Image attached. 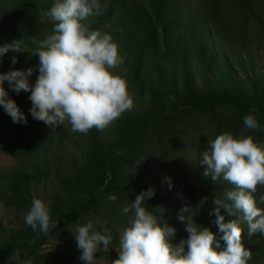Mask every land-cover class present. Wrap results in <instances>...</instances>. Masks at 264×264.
<instances>
[{
  "label": "trees",
  "instance_id": "obj_1",
  "mask_svg": "<svg viewBox=\"0 0 264 264\" xmlns=\"http://www.w3.org/2000/svg\"><path fill=\"white\" fill-rule=\"evenodd\" d=\"M108 1L110 8L117 4V0ZM149 1L150 9L138 3L132 7L137 25V33L134 34L136 41L124 44L128 56L123 58L120 73L126 80L131 97H146L148 105L145 108L133 107L115 120L111 128L114 139L109 143L100 138L96 128L83 134L86 163L61 179L69 196L60 195L48 203L51 220L57 224L55 229H50L45 235L39 230L33 231L30 226L6 229L0 221V264H8L16 252L21 257L32 258L33 264H72L75 254L67 252L59 243L70 236L72 227L83 217L102 206L103 218L97 230H110L113 237L111 244L119 245L120 231L128 226L130 215L123 214L122 207L148 188H154L155 195L143 206L157 215L164 212L162 219L177 229L174 242L179 243L188 235L182 231L183 223L177 220V213L182 208L177 191L182 190L192 198L205 192L220 198L234 186L222 178L213 182L210 177L193 183L184 165H180V172L172 178L174 187L171 190L166 180L155 178L146 182L133 178L131 171L145 161L175 165L185 158L194 144L205 143L208 146L210 139L222 133H231L236 137L252 136L256 143L264 144V85L259 86L248 75L249 88L243 85L233 87L223 82L216 88H196L186 51L181 45L178 50L175 44V41L182 39L176 38L182 35V2L190 0ZM200 1L214 28L228 24L229 8L237 17L250 15L264 24V16L255 9L257 0ZM260 1L264 6V0ZM38 9L39 0H18L16 3V14L23 30L30 39L37 41L43 38L31 14ZM235 23L229 25L235 26ZM161 37L165 51L157 63ZM36 49L35 44L34 52L27 59L29 68L38 69ZM150 62L154 63L157 73L148 79L146 71ZM30 94L12 92L10 96L27 115V125L18 124L17 131L11 132L0 122V149L19 159L35 153L50 141L48 125L33 119L30 114ZM4 114V109L0 107V117ZM249 114L255 115L260 125L258 129L245 128L243 120ZM33 181L34 175L28 170H14L8 175L6 189L0 190V201L10 209L29 210L32 199L37 198L31 192ZM111 194L117 196L114 203L107 199ZM215 207L213 205L198 212L195 222L218 233L215 216L210 215ZM221 214L225 216V222L232 220V215L225 210L221 209ZM255 238L257 247L253 251L256 258L264 262V234L257 233ZM221 243L222 248L218 250H223ZM55 244L59 246L55 248Z\"/></svg>",
  "mask_w": 264,
  "mask_h": 264
},
{
  "label": "clouds",
  "instance_id": "obj_2",
  "mask_svg": "<svg viewBox=\"0 0 264 264\" xmlns=\"http://www.w3.org/2000/svg\"><path fill=\"white\" fill-rule=\"evenodd\" d=\"M103 7L101 0H54L41 13V22H49L53 28L44 39L32 41L37 45L35 56L39 57L35 84L29 80L33 68L0 73V107L13 123L27 125L28 119L10 98L5 82L16 94L30 92L32 118L53 129L68 124L73 132L81 134L93 128L103 130L133 108L126 80L113 71L124 64L117 43L110 34L92 30L84 23L100 15ZM9 52H25L20 39L0 45V64ZM17 62L18 57L12 56V65ZM243 123L246 129L260 127L253 114L245 116ZM199 164L204 168V177L213 182L222 178L234 186L223 198L215 196L213 200L216 207L210 215L215 216L218 233L198 225L191 215L192 207L186 204L177 213V220L185 224L188 237L175 243L177 229L162 219L164 212L157 215L143 206L155 195V189L148 188L121 209L130 215L128 226L120 231L119 256L112 264H249L252 253L242 242V225H246L248 237L264 234V208L258 206L253 195L258 185L264 187V144L256 143L252 136L222 133L209 140ZM166 181L171 190L174 182L171 178ZM107 199L114 203L117 196L111 194ZM259 204H264V195ZM221 209L229 215L238 213L240 218L225 222ZM24 222L45 235L57 227L48 204L41 198L32 199ZM72 234L83 264H95L97 252L107 249L113 239L110 230H96L91 220L77 224ZM218 234H222L219 239ZM221 242L223 250H218ZM13 261L33 264L32 258L21 257L19 252L8 264Z\"/></svg>",
  "mask_w": 264,
  "mask_h": 264
},
{
  "label": "rangeland",
  "instance_id": "obj_3",
  "mask_svg": "<svg viewBox=\"0 0 264 264\" xmlns=\"http://www.w3.org/2000/svg\"><path fill=\"white\" fill-rule=\"evenodd\" d=\"M18 0H0V45L10 43L20 39L23 45L21 53L9 52L3 58L0 64V73H6L13 68L27 70V59L35 50V44L32 42L23 30L16 14V3ZM54 0H39V9L32 13L31 17L44 39L45 36L51 34L53 25L49 22H41V13L47 11ZM104 5L100 15L89 18L84 23L88 24L92 30H98L102 34H110L117 43L120 55L125 58L128 56L124 50V44L127 41H136L134 34L137 33V25H135V15L132 12L134 4H141L150 9L149 0H117V4L111 6L108 0H101ZM257 13L264 16V6L260 0L255 3ZM233 9H228V24H222L218 28H214L209 22L208 16L204 8L201 6L200 0H190L182 2L181 12L183 17L182 37L181 40L175 41L178 47H184L189 70L194 82V86L201 89L205 86L212 88L218 87L222 82L236 87L243 85L245 88L250 87L248 75L253 77L259 86L264 85V24L257 21L253 16L247 17L242 14L237 17ZM235 26H230V23ZM137 35V34H136ZM178 36V35H176ZM138 37V36H137ZM164 40L161 37L159 54L156 57L157 63L160 62L162 53L165 51ZM18 57L15 65L11 63L12 56ZM179 57L181 54L179 53ZM123 65L113 70L120 74ZM156 68L153 62H150L146 71V77L150 79L156 76ZM38 69H34L33 75L29 78L31 84H35ZM5 89L12 92L5 82ZM134 108H145L148 105V98H139L132 95ZM2 125L11 132H16L18 124L13 123L12 119L5 113L0 117ZM114 123V122H113ZM113 123L103 130H98L100 138L106 143L111 142L114 137L111 133ZM50 133V141L42 146L38 151L28 155L24 159L12 156L4 149H0V190H5L8 184V175L17 169H26L34 175V181L31 186L33 197L41 198L48 204L57 196H69L62 186V178L76 168L82 167L86 163V146L84 144V136L79 132H73L71 126L66 124L59 128L53 129L48 126ZM193 144V143H192ZM191 144V145H192ZM205 143L194 144L190 148L185 158L175 165L159 164L154 161H145L139 164L131 171L133 178L143 179L151 182L158 178L166 180L173 178L180 172V165H184L187 169V175L191 182H199L208 176H203L204 168L200 167L201 152L207 149ZM228 191V190H227ZM258 202V206L264 208V204H259L260 196L264 195V187L257 186L256 192L253 194ZM177 198L184 205H190L191 215L195 220L198 212L213 206V194L210 192L200 193L196 198H192L185 194L182 190L177 191ZM223 198V195L220 197ZM216 206V205H214ZM101 207V206H100ZM104 207L97 209L94 213L83 217L78 224H84L91 220L97 230V225L102 221ZM28 210L17 211L5 207L0 201V221L6 229L27 226L24 217ZM239 214L232 215V220H238ZM77 224L72 227L75 232ZM242 233L245 247L252 253L249 264H263V260L257 259L253 248L257 247L255 235L247 236L246 225ZM182 231H185L183 223ZM59 243L67 252H73L75 258L72 264H83L79 260L81 250L77 249L76 241L73 234ZM55 244V248L59 246ZM119 245L110 244L107 249H101L96 254L95 264H112L117 259Z\"/></svg>",
  "mask_w": 264,
  "mask_h": 264
}]
</instances>
